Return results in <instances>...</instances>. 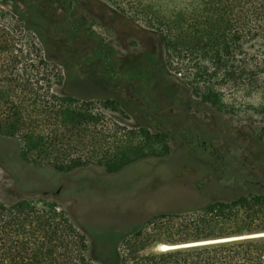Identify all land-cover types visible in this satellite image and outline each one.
<instances>
[{
  "label": "trees",
  "instance_id": "1",
  "mask_svg": "<svg viewBox=\"0 0 264 264\" xmlns=\"http://www.w3.org/2000/svg\"><path fill=\"white\" fill-rule=\"evenodd\" d=\"M24 1L28 13L15 17L35 34L47 59L64 66L67 77L62 80L68 89L77 93L106 89L112 96L95 103L89 96L54 98L47 104L54 105V125L39 131L45 126L40 113L35 116L39 123L24 136L23 160L49 162L64 172L98 165L116 174L138 161L167 156L171 139L189 135L200 139L192 130H169L171 121L165 117L177 103L171 96L173 83L163 71L151 69L149 75L140 77L128 70L122 75L114 48L88 18L76 12L72 0ZM189 1L199 4L202 14L197 20V42L187 37L184 51L192 50L201 60L232 63L230 71L235 75L233 63L243 49L255 41L264 43V0ZM0 3L13 5L9 0ZM21 35L0 22V136L9 138L28 126L27 103L44 107L35 86L38 81L29 78L27 82L20 68L23 46L16 39L21 40ZM202 99L206 104L219 103L213 92ZM190 103V98L184 101L187 106ZM103 111L132 119L134 130L125 128L119 136L116 127L103 125ZM71 150L78 155H69ZM228 176L226 183L241 195L198 210L195 218L184 221L178 238L171 240L161 239L165 229L157 226L112 223L92 235L90 242L57 204L0 200V264H264V182H240ZM161 244L175 248L158 250Z\"/></svg>",
  "mask_w": 264,
  "mask_h": 264
},
{
  "label": "rangeland",
  "instance_id": "2",
  "mask_svg": "<svg viewBox=\"0 0 264 264\" xmlns=\"http://www.w3.org/2000/svg\"><path fill=\"white\" fill-rule=\"evenodd\" d=\"M9 1L13 5L0 3V22L22 34L21 40L16 39L19 47L23 46L20 68L27 82L31 78L38 81L35 86L44 107L27 103L26 129L14 138L0 136L2 202L46 200L57 204L90 242L92 235L112 223L147 229L157 226L165 229L160 238L171 240L178 238L184 221L195 218L198 210L241 195L226 183L228 175L240 182H264V43L255 41L243 49L238 62L233 63L235 75L230 71L232 63L201 60L192 50L186 53L182 43L187 37L197 42V20L202 14L199 4L189 0L72 1L76 12L88 18L114 48L122 75L128 70L140 77L149 75L151 69L164 72L173 83L171 96L177 103L165 117L171 121L169 130H192L200 139L193 135L171 139L167 156L138 161L116 174H108L98 165L64 172L49 162L23 160L24 136L39 123L35 116L40 113L45 126L39 131L51 130L54 125V105H47L54 98L89 96L95 103L112 94L94 88L86 93L70 91L62 80L67 77L64 66L48 60L35 34L15 17L28 13L25 1ZM209 92L219 96L217 105L203 102L202 95ZM187 98L191 99L189 106L184 104ZM103 115V125L116 127L119 136L125 128L134 130L132 119L109 111ZM69 155L78 153L71 150Z\"/></svg>",
  "mask_w": 264,
  "mask_h": 264
},
{
  "label": "bare ground",
  "instance_id": "3",
  "mask_svg": "<svg viewBox=\"0 0 264 264\" xmlns=\"http://www.w3.org/2000/svg\"><path fill=\"white\" fill-rule=\"evenodd\" d=\"M162 247H164V250H169V249L175 248V247H170V246H162Z\"/></svg>",
  "mask_w": 264,
  "mask_h": 264
},
{
  "label": "water",
  "instance_id": "4",
  "mask_svg": "<svg viewBox=\"0 0 264 264\" xmlns=\"http://www.w3.org/2000/svg\"><path fill=\"white\" fill-rule=\"evenodd\" d=\"M172 249H173V248H172ZM161 250H164V247H162Z\"/></svg>",
  "mask_w": 264,
  "mask_h": 264
}]
</instances>
